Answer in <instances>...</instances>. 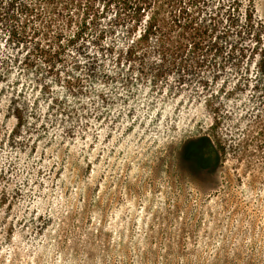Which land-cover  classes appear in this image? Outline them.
I'll use <instances>...</instances> for the list:
<instances>
[{
  "label": "rangeland",
  "instance_id": "1",
  "mask_svg": "<svg viewBox=\"0 0 264 264\" xmlns=\"http://www.w3.org/2000/svg\"><path fill=\"white\" fill-rule=\"evenodd\" d=\"M254 12L257 19H264V0H254ZM26 53L2 49L14 65L11 80L0 83V144L6 143L0 149V185L8 193L5 201L0 200V264H264V153L244 143L239 151H228L221 167L215 163L198 167L185 154L188 136L196 135L199 123L209 125L212 113L201 111L200 102L193 104L197 100L160 98L161 111L151 109L153 115L146 119L154 123L163 114L165 124L172 123L168 134L151 148L142 140L134 142L131 135L126 143L117 144L111 129L117 117H111V123L104 121L111 131H100L95 126L108 113H97L89 124L98 135L80 149L88 154L81 155L79 163L73 162L75 153L66 164L63 153L53 159L52 141H60L56 125L47 123L52 109L46 105L41 124L39 70L23 72ZM224 79L234 80L229 75ZM54 92L62 105L75 108L78 101L62 86L54 87ZM220 96L221 115L228 119L225 125L236 147L252 124L242 111L251 101ZM199 100L204 103L202 95ZM53 106L62 111L60 104ZM16 116L23 118L20 129ZM125 119L139 122V114L128 113ZM46 129H53L47 151L40 143ZM129 130L136 131L131 123L125 134ZM85 139L81 136L79 143ZM45 155L47 162L41 160ZM33 156L51 170L47 188L52 191L45 192L50 199L31 196L32 190L39 193L45 188L35 179L44 168H35ZM205 168L211 174L217 169L218 176L204 177L200 172Z\"/></svg>",
  "mask_w": 264,
  "mask_h": 264
},
{
  "label": "trees",
  "instance_id": "2",
  "mask_svg": "<svg viewBox=\"0 0 264 264\" xmlns=\"http://www.w3.org/2000/svg\"><path fill=\"white\" fill-rule=\"evenodd\" d=\"M1 35L6 41L2 46L0 40V83L11 80L14 65L2 49L28 51L23 72L39 70V94L52 96L49 109L62 105L56 86L78 101L72 110L85 113V119L89 105L97 113L107 105L106 91L115 103L116 90L129 96L135 90L149 108L154 95L189 98L212 113L209 125L199 123L196 135L188 136L185 154L198 167H221L228 151L235 153L244 143L264 153V19L255 16L254 0H0ZM227 75L234 80L224 79ZM220 93L251 101L242 111L252 124L236 147L221 115ZM16 119L20 129L23 118ZM210 172L200 173L218 176L217 169ZM7 195L0 185V200Z\"/></svg>",
  "mask_w": 264,
  "mask_h": 264
},
{
  "label": "snow or ice",
  "instance_id": "3",
  "mask_svg": "<svg viewBox=\"0 0 264 264\" xmlns=\"http://www.w3.org/2000/svg\"><path fill=\"white\" fill-rule=\"evenodd\" d=\"M43 84V82H41ZM195 87V85H193ZM135 90H132L130 96L126 95L122 90H116L115 92V103H113V94L111 92L106 91V96L108 103L107 105L100 106L99 112L101 114L108 113V116L101 115V119L98 125H96V129L100 131H111L108 128V125L104 123L105 119H109V123H111V117H117L116 123L111 125V129L115 131L112 132V139L117 142V144L126 143L128 140V136L131 135L134 138V142L139 143L141 140L144 144H147L149 148L151 145L156 143L158 139H163L169 132L170 124L172 121H169V124H165L163 114L161 117H158L155 122L151 119H146V117L153 115L151 109H156V111L160 112L161 109L158 107L160 102V98L158 96H152L148 98V104L150 108L145 105L144 100L142 99L141 95H135ZM39 95V92L36 93ZM173 98H175V90L173 91ZM2 100V98H0ZM52 96L50 94L45 95L37 104L38 110V119L41 124L45 123L44 114L46 111V105L51 104ZM165 104L168 101H164ZM124 106L123 112H121V106ZM138 106V107H136ZM0 107H3L2 102H0ZM62 111H57L56 106H53V110L47 112V123L48 124H55V133L57 139L60 143H56L52 141V147L55 148V151L52 153L53 159H56L60 153H63L64 156V163H67L66 158L72 153L73 162L79 163V158L81 155H87V151L81 153L80 149H86V146L89 143V139L92 136L98 135L97 131H94L93 127L90 126L89 122L94 120L97 116V110L94 109L91 105H89L87 111L90 113L87 119H85L82 115L76 116V113L72 111L71 107H66L65 105L60 106ZM133 108L132 115L137 116L139 114V122L136 121H129L125 119L128 115V109ZM111 109V112L108 110ZM165 111L170 112V109H166ZM53 116H55V120H53ZM69 117H74L71 121ZM61 122H63V127H61ZM131 123L133 127L136 129L135 132L129 130L128 134H125L124 128ZM140 124H143V129L140 128ZM100 125H104L103 129H100ZM53 129H46L44 132V139L40 141L41 144H44L45 151L48 150L49 144L46 142L51 136ZM147 133V135L145 134ZM39 135V133H37ZM81 136L86 137L84 142L81 144L79 143V138ZM75 138V139H73ZM92 143H96L95 140ZM158 146V145H157ZM6 147V143L0 144V149ZM67 149V151H65ZM35 161V168L40 169L44 168V173L36 177L35 179L44 183L45 188L44 190L37 193L35 190H32L31 196H38L40 200H47L50 199V196H46L45 192H51L52 189L47 188L48 180H51L52 177L48 175L51 171L49 168L45 167V163L42 161L47 162V156H43L41 160H36V157L33 156L32 158ZM0 172H3V168H0ZM47 177V179H45ZM40 187V183L36 184V188ZM59 200H57V203Z\"/></svg>",
  "mask_w": 264,
  "mask_h": 264
}]
</instances>
